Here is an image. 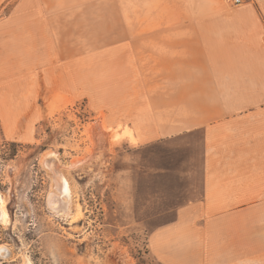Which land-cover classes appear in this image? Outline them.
Wrapping results in <instances>:
<instances>
[{"label": "rangeland", "instance_id": "obj_1", "mask_svg": "<svg viewBox=\"0 0 264 264\" xmlns=\"http://www.w3.org/2000/svg\"><path fill=\"white\" fill-rule=\"evenodd\" d=\"M14 1L0 7V50L31 51L30 29L23 28L20 42L17 25L5 17ZM58 1L60 9L69 2L70 36L66 64L55 63L51 78L61 79L59 67L66 68L72 89H44L27 57L26 73L0 78V191L10 216L0 224V244L11 252L0 264H21L24 256L34 264H163L150 234L173 220L182 203L184 153L168 149L174 140L131 138L134 128L150 133L143 113L152 107L142 96L129 99V90L115 88L112 78L126 70L132 53L141 67L142 37L127 38V26L95 19L109 11L87 9L117 1L126 16L128 3L138 0ZM140 1H149L157 18L159 7L175 0ZM177 1L234 7L229 0ZM53 44L57 54L61 47ZM138 86L131 95L143 92ZM47 152L57 156L43 163ZM53 199L69 211L52 208Z\"/></svg>", "mask_w": 264, "mask_h": 264}, {"label": "crops", "instance_id": "obj_2", "mask_svg": "<svg viewBox=\"0 0 264 264\" xmlns=\"http://www.w3.org/2000/svg\"><path fill=\"white\" fill-rule=\"evenodd\" d=\"M148 2L128 3L126 16L117 1L87 9L109 11L95 19L127 26V38L142 37L141 67L132 53L112 78L129 99L142 96L152 107L143 113L150 133L134 128L130 137L174 140L168 149L184 153L182 203L173 220L151 232V248L163 264H264V0L231 8L175 0L160 6L157 18ZM13 4L5 17L17 25L20 42L23 28L30 29L33 46L0 50V78L26 73L27 57L37 83L66 94V68L59 67L61 79L51 76L57 63L66 64L69 2L63 9L58 0ZM56 43L57 54L50 51ZM137 86L143 92L131 95Z\"/></svg>", "mask_w": 264, "mask_h": 264}, {"label": "bare ground", "instance_id": "obj_3", "mask_svg": "<svg viewBox=\"0 0 264 264\" xmlns=\"http://www.w3.org/2000/svg\"><path fill=\"white\" fill-rule=\"evenodd\" d=\"M57 156V154L55 153V152H47L46 154H44V156H43V158H42V161H43V163H44V161L45 160H47V159H53L54 157H56ZM53 163H51V165H52ZM60 176V175H59ZM54 180V179H53ZM60 181V180H59ZM59 181H58V179H57V183L59 184ZM56 183V182H55ZM61 183V182H60ZM62 185V184H61ZM61 185H58V186H60L61 187ZM55 187V186H54ZM60 187H58V188H60ZM66 187V186H65ZM67 189V188H66ZM55 190H57V189H55ZM56 192V191H55ZM54 193V192H53ZM59 192H57V194H58ZM66 193V192H65ZM3 193H1V191H0V224H2V225H7L8 224V222H10L9 220V218H10V216H9V212H8V209H7V202H6V199L7 198H4L3 197V195H2ZM52 194V193H51ZM56 194V193H55ZM64 195H66V194H64ZM54 196V195H53ZM57 196V195H56ZM60 196V195H59ZM60 197H63V196H60ZM58 198V197H57ZM52 199V198H51ZM55 200H56V197H55ZM54 199L53 200H50V203H52V208H55V209H57V208H59V209H63L64 208V210H66V211H69V207H68V205L67 204H59V205H61L60 207L58 206V207H56V205L59 203L58 201H59V199H58V203L57 204H55V201ZM65 200V199H64ZM54 201V202H53ZM63 201V200H62ZM66 201H67V199H66ZM66 201H64V202H66ZM61 203V202H60ZM67 203H69L68 201H67ZM55 212V211H54ZM67 213V212H66ZM11 252H10V248L7 246V245H5V244H0V259H5L6 260V258H8L10 255ZM23 255V254H22ZM23 258V261H22V263L21 264H34L27 256H24V257H22Z\"/></svg>", "mask_w": 264, "mask_h": 264}, {"label": "built area", "instance_id": "obj_4", "mask_svg": "<svg viewBox=\"0 0 264 264\" xmlns=\"http://www.w3.org/2000/svg\"><path fill=\"white\" fill-rule=\"evenodd\" d=\"M244 0H229V2L232 5H239L240 3H242Z\"/></svg>", "mask_w": 264, "mask_h": 264}]
</instances>
